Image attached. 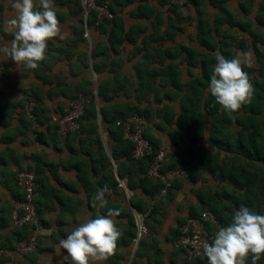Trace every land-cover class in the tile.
<instances>
[{
	"label": "crops",
	"instance_id": "0c3cea01",
	"mask_svg": "<svg viewBox=\"0 0 264 264\" xmlns=\"http://www.w3.org/2000/svg\"><path fill=\"white\" fill-rule=\"evenodd\" d=\"M123 1L111 0V5L122 21L123 35L131 31L132 40L112 46L109 42L111 24L99 29L86 27L77 0H54L61 35L48 42V59L38 69L28 70L16 65L0 52V248H12L33 234L37 239L34 251L0 257V264H72L59 241L66 239L79 224L106 215L108 208L120 210V215L113 217L122 232L116 251L122 254L119 264H126L129 256L133 259L137 248V243H122L127 215L133 217L136 229L139 226L146 229L136 258L141 264H154L157 257L162 264H209L208 259L188 260L174 248L175 231L189 216L207 210L209 202L225 218H231L242 205L264 215V179L255 177L259 172L249 176L254 168H247L245 179H250L249 183L255 181L256 193L247 195L245 203L241 204L244 188H234L226 178L231 169L238 172L236 165L229 162L235 154L209 142L211 119L203 110L208 86L198 98L199 108L195 112L203 128L178 126L181 103L190 93L185 85L201 76L198 57H194L190 66L188 51L207 52L179 47H197L193 40L198 16L193 1L202 4L210 24L217 16V8L210 0H181L183 5L176 8L159 0H131L119 5ZM261 1L225 0V5L237 20H251L255 28L254 17ZM13 3L14 0H0V47H10L14 38L5 31L6 21L14 15ZM240 4L249 9L247 15L241 11ZM82 29L87 43L80 41ZM222 29L226 30L227 25L223 24ZM174 72L182 85L180 90L171 86ZM97 88L101 95L95 96L97 115L90 120L96 124L93 132L85 126L76 136L63 142L54 129L50 130L54 126L51 117L65 113L72 99L84 91L96 95ZM163 106L168 108L167 116L159 112ZM135 108L150 111L148 136L171 160L178 158L181 152L184 156V150L189 152L186 178L176 180L166 195L151 187L143 190L137 184L134 174H129L132 166L129 167L122 156L127 144L118 143L109 133L112 126L107 120L125 116ZM29 109L37 119L36 124L29 118ZM235 115L248 116V113L239 111ZM261 118L264 131V113ZM188 131L193 132L192 143L186 136ZM239 131V125L231 124L224 133L232 140ZM99 146L109 160L102 167L95 163ZM42 161L50 166L42 165ZM209 163L222 166V178L207 172ZM254 164L257 169L264 168L263 162ZM22 169L41 171L34 201L38 218L34 226L13 230L10 216L23 198L16 178ZM105 186L110 190L107 208H93L92 194Z\"/></svg>",
	"mask_w": 264,
	"mask_h": 264
},
{
	"label": "trees",
	"instance_id": "16d2710c",
	"mask_svg": "<svg viewBox=\"0 0 264 264\" xmlns=\"http://www.w3.org/2000/svg\"><path fill=\"white\" fill-rule=\"evenodd\" d=\"M103 0H98V2H101ZM131 0H124L119 5H123L124 3H128ZM160 3L167 2L170 6L178 7L183 4V1L179 4H174L170 0H159ZM191 1V0H190ZM250 1V0H249ZM210 4L217 8V16L214 19L213 23L210 24L206 16H204L202 4L197 1H193V6L195 8V12L198 16V22L196 25V35H195V42L197 47H184L179 46L181 49H205L206 53H197L195 54L194 51L190 50L188 51V58H189V65L192 66V62L194 60V57H198V62L200 64V70H201V76L198 78H192L191 81L185 85L187 89L190 90L189 95L185 97V100L181 103L180 111L181 115L178 120V126L184 127V125H188L189 127L198 126L200 129L203 128L204 124L201 119H199L198 116H196L195 112L199 108L200 99L199 97H202L203 90L209 85L210 82V76L213 71V67L216 63L215 61V53L218 51L222 55H224L226 58H232L233 53H229L226 49L229 48V41L233 40V35L230 34V31L233 30V28H236L239 31L247 32L248 35L251 37V46L252 49L256 55V58L258 60V73L260 75V78L258 80H250L253 84V87L255 89L254 92V98L252 100L251 104L242 106L239 111H243L245 113H248V116H236V113H233L229 115L227 112H225L220 105L216 103L215 98L210 94L208 91L205 101L203 102V110L205 114L211 119V135L209 142L210 144H217L218 146L222 147L223 150L226 152L233 153V155L230 159V163L232 165H236L235 170L231 169L229 171L228 176L226 177L230 182H232V186L234 188L240 187L244 188V200H242L240 203H245V197L247 195H253L256 193L255 191V181L252 183H249V180L245 179V176L247 175V172H249V168H254V173L249 172L250 175H254L256 172H259L255 175V177H262L264 179L263 175V169H257L254 162H263L264 164V131L263 128H261V123L263 119L261 118V115L264 113V51L259 50L258 45L261 44V41L264 44V38L262 39L261 34L251 31L249 29V21H243V20H237L229 11V8L225 5V0H210ZM246 4V1L244 2ZM244 4H240V9L243 12L244 15H247L249 13V9L244 6ZM80 6V5H79ZM115 7L117 5L115 4ZM110 9L114 14L113 19L111 20H104L101 24L95 26L94 20L92 18L87 19V26L94 27L96 29L101 28L102 26L111 24V30H110V36H109V42L112 46L116 45L119 42H122L123 40H132L130 38L131 31H127L123 35L122 30V21L119 17L116 16L115 10L112 5H110ZM255 25L259 28H264V0L261 1V3L258 6V11L256 13V16L254 17ZM226 24L227 29L223 30L222 25ZM83 29L80 32V41L84 42L85 38L83 36ZM264 36V34H263ZM175 73V79L172 80L171 86L175 90L182 89V85H180L177 73ZM83 94H86V92H82ZM88 94H91V92H88ZM96 95H101L100 89H96ZM77 96V95H76ZM75 96V97H76ZM74 97V98H75ZM96 101L95 97L92 96L89 101L84 106V113L81 116L79 123L80 127L77 131H74L72 133H69L65 139H63V142L68 141L69 138L76 136L79 132H81L85 126L88 128L89 131L93 132L94 128L96 127V124L94 122H91L90 120L95 119L97 115V110L95 107ZM137 112L141 116H143L146 121L149 118L150 111L147 109H138L135 108L133 112ZM168 111V108L163 106L159 112L164 113L166 115ZM132 112V113H133ZM100 113L103 114V110L100 109ZM129 112L125 116H113L111 119L107 120L112 126L109 129V133L112 136L113 139L117 140L118 143H125L127 144V149L124 151L122 156L125 158V161L127 164H129V167L132 166V171L129 169V174H134L137 180V184L142 187L143 190H146L147 187L153 188L152 190L155 192H160L162 188L161 182L156 178H150L147 176V171L149 170L154 157L160 150L158 148V144L156 141L154 142L151 138L148 136L147 129L144 132V136L149 141V143L152 146V151L149 155L134 160L132 158V149L133 145L129 141L123 138V132L122 128L116 125V122L123 121L128 116L132 114ZM167 116V115H166ZM88 121V122H87ZM165 122H169L167 118H164ZM231 124H237L240 126V131L238 133V136L233 138L231 140L230 135L225 134V128ZM263 124V123H262ZM53 129L55 131V134L57 133V126L54 125ZM117 137H115V136ZM188 140L192 143L195 138H193V132L188 131L186 134ZM41 141V139L39 138ZM223 144V145H222ZM99 154L96 155L95 163L99 165V167H102L104 164H108L109 160L107 156L104 154L102 148L99 146ZM184 156L183 152L176 158L175 160H171L169 155L167 162H165L161 168V172L164 173L168 170L176 169L177 167L183 165L186 166L189 162V152L184 150ZM113 156V154H112ZM94 163V164H95ZM42 165L44 166H50V163H46V161H42ZM52 166V165H51ZM76 169L80 172L81 168H79V165L76 164ZM248 168V169H247ZM93 169L95 170V165H93ZM207 172L212 175L213 177L217 175V177H223L222 173L223 168L221 165H214V163H209L206 166ZM83 172V171H81ZM41 171H34L35 175V181L36 183L39 181V175ZM188 174V173H187ZM79 176V175H78ZM130 178V177H128ZM178 179H175L172 184ZM115 181L113 180L112 184L115 185ZM172 184L169 189H171ZM168 189V191H169ZM167 191V193H168ZM166 193V194H167ZM256 200V197H255ZM207 210H209L211 213L215 215L218 222L220 223L221 227H227L231 218H224L223 215L217 210V208L213 205V203L209 202L207 205ZM200 214H194L189 217H196ZM128 223L127 226L124 228V236L122 239V243L124 245H129L131 242H134L133 240L137 237V229L135 227V223L133 220V217L130 215H127ZM34 226V225H33ZM23 229V227H21ZM25 228V227H24ZM175 236H178V230L175 231ZM176 239V238H175ZM143 244V238L140 237L137 242V248L134 252V257L130 264H141L139 261L136 260L139 256V250ZM15 246L12 248H8L10 250H14ZM177 250V249H176ZM180 251V250H178ZM181 252V251H180ZM122 254H116L112 257H110L106 264H119L118 259H121ZM204 259H207L206 257ZM195 260H203V259H195ZM154 264H162V261L159 257L155 258ZM248 264H251V262ZM257 264H264V261L262 259L257 262Z\"/></svg>",
	"mask_w": 264,
	"mask_h": 264
},
{
	"label": "clouds",
	"instance_id": "9594fccd",
	"mask_svg": "<svg viewBox=\"0 0 264 264\" xmlns=\"http://www.w3.org/2000/svg\"><path fill=\"white\" fill-rule=\"evenodd\" d=\"M14 15L6 21L5 31L13 34L10 47L0 52L28 70H36L48 59V42L61 35V26L54 0H14ZM215 65L208 91L216 103L229 115L252 103L255 89L245 67L252 63L251 53L241 52L226 58L215 53ZM110 190L105 186L91 197V206L107 208ZM118 208H108L106 215L76 226L59 246L66 250L72 264H95L107 261L117 251L122 232L113 217ZM203 254L209 264H257L264 259V215L241 206L235 211L227 227L219 228L211 243L203 242Z\"/></svg>",
	"mask_w": 264,
	"mask_h": 264
},
{
	"label": "built area",
	"instance_id": "2783aa9c",
	"mask_svg": "<svg viewBox=\"0 0 264 264\" xmlns=\"http://www.w3.org/2000/svg\"><path fill=\"white\" fill-rule=\"evenodd\" d=\"M77 1L80 5L81 15L84 20L87 22L88 18H92L95 26L101 24L104 20H111L114 17L110 9L111 0H103L101 2H98V0ZM170 1L174 4L181 3V0ZM85 26L88 27L86 23ZM83 36L85 38L84 43H87V35L84 34ZM92 96L95 97L97 95L88 93L78 94L72 99L65 113L56 114L51 117L50 121L57 126V135L61 139H65L69 133L79 129V120L84 113V106ZM28 114L32 123L36 124L37 119L31 109H29ZM116 125L122 128L123 138L132 143V158L134 160L141 159L151 153L152 146L144 136L147 121L143 116L134 111L123 121L116 122ZM167 160L166 152L159 150L147 171L148 177L156 178L161 182L162 188L159 192L161 195H166L175 179L186 178L188 173V168L183 165L162 173L161 168ZM16 178L18 186L23 191V198L13 209L10 216V223L13 230L27 225H34L38 218L34 204L37 189L34 172L28 169H22L17 172ZM219 228H221L220 223L209 210L202 211L196 217H188L178 229V236L174 241V248L180 250L188 260L204 259L206 256L203 254L202 244L203 242L211 243ZM144 234H146V229L139 226L134 243H137L139 238ZM36 246L37 239L33 234L26 239L18 241L15 244L14 250L0 248V257H9L13 253L24 255L34 251Z\"/></svg>",
	"mask_w": 264,
	"mask_h": 264
},
{
	"label": "rangeland",
	"instance_id": "374dc122",
	"mask_svg": "<svg viewBox=\"0 0 264 264\" xmlns=\"http://www.w3.org/2000/svg\"><path fill=\"white\" fill-rule=\"evenodd\" d=\"M246 21L250 22L249 23V27H250L249 29H251V31H254V32L261 34L262 39H263L264 38L263 29L257 27L256 25H255V28H253L251 20H246ZM230 34L233 35L234 37H233V40L229 41V48L230 49H226V50L231 54L233 53L232 54L233 57L236 56L238 53H241V52L251 53V56H252L251 66L245 67L244 70L248 73L250 80H255V79L258 80L260 78V75L258 73L259 64H258V60H257L256 55H255V53L252 49V46H251V37L248 35L247 32H242V31H239L236 29L232 30V32L230 31ZM193 42H194V44H196L194 40H193ZM258 48H259V50L264 51V44L262 41H261V44L258 45ZM50 130H53V128H50ZM56 142L58 143L59 140H57ZM131 261H132V256H129L126 264H130Z\"/></svg>",
	"mask_w": 264,
	"mask_h": 264
}]
</instances>
